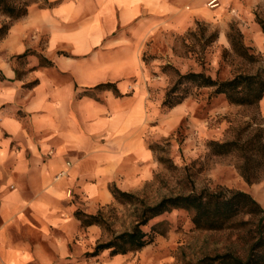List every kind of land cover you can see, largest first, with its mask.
I'll return each mask as SVG.
<instances>
[{
	"label": "crops",
	"instance_id": "1",
	"mask_svg": "<svg viewBox=\"0 0 264 264\" xmlns=\"http://www.w3.org/2000/svg\"><path fill=\"white\" fill-rule=\"evenodd\" d=\"M258 1L33 0L0 17V264H88L98 227L75 212L159 166L151 142L167 115L145 53L195 16H250Z\"/></svg>",
	"mask_w": 264,
	"mask_h": 264
},
{
	"label": "rangeland",
	"instance_id": "2",
	"mask_svg": "<svg viewBox=\"0 0 264 264\" xmlns=\"http://www.w3.org/2000/svg\"><path fill=\"white\" fill-rule=\"evenodd\" d=\"M25 1L29 0H21ZM215 5L209 3L208 7ZM250 10L248 16L234 12L230 6L229 11L211 17L195 16L184 32L172 33L169 40L161 37L157 41L159 49L145 53L143 58L148 65L156 68L153 75L162 80V105L168 130L167 134L152 138L151 145L159 162L153 177L126 191L153 203L164 196L200 192L205 188L243 189L264 207V167L259 171L262 178L250 184L239 172L235 155L214 154L207 143L246 139L257 128L264 130L260 101L235 105L224 93L215 94L213 87H199L186 79L178 83L181 75L188 72L203 71L220 80L264 69V30L258 20H264V0L256 2ZM173 101L177 103L169 105ZM101 209L110 228L97 225L93 250L99 242L109 240L134 220L131 207L116 200L102 205L96 213ZM161 220L168 222L166 232L156 234L152 243L116 256L106 250L91 260L88 258V264H201L207 256L245 251V241L240 239L242 232L232 228H196L192 214L182 209L154 218L144 229L150 230Z\"/></svg>",
	"mask_w": 264,
	"mask_h": 264
},
{
	"label": "trees",
	"instance_id": "3",
	"mask_svg": "<svg viewBox=\"0 0 264 264\" xmlns=\"http://www.w3.org/2000/svg\"><path fill=\"white\" fill-rule=\"evenodd\" d=\"M29 1L0 0V14L11 20L27 14ZM263 30L264 20L258 19ZM9 24L0 27V39L9 30ZM199 87L214 88L215 94L224 93L231 104H256L264 96V69L255 74L237 73L233 78L215 79L205 72H188L181 75L178 83L184 80ZM178 100L177 102H179ZM176 101L169 102L174 105ZM207 143L214 154H233L237 157V168L250 184L258 182L262 177L259 173L264 167V130L257 128L256 132L246 139L241 137L222 142L208 140ZM111 192L116 201L131 207L134 220L130 226L115 233L109 240L99 242L89 255L96 256L108 250L111 256L137 251L152 243L156 234L165 233L168 222L161 220L145 230L154 218L182 209L192 214L194 227L201 229L232 228L241 233L240 239L245 241V251H227L215 256H207L201 264H264V207L253 194L243 189L221 188L206 189L188 194H173L160 200L148 203L137 193H132L111 186ZM75 215L82 226L98 225L109 229V222L101 209L96 214L77 210Z\"/></svg>",
	"mask_w": 264,
	"mask_h": 264
}]
</instances>
